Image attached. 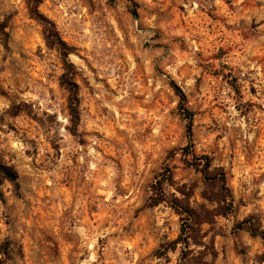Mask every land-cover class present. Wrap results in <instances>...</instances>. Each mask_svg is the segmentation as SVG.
<instances>
[{"label": "rangeland", "instance_id": "374dc122", "mask_svg": "<svg viewBox=\"0 0 264 264\" xmlns=\"http://www.w3.org/2000/svg\"><path fill=\"white\" fill-rule=\"evenodd\" d=\"M135 1L42 0L72 51L74 129L60 53L25 0H0L10 35L0 42V156L21 186L1 188L6 264H180L181 246L167 250L180 217L149 207L158 174L171 170L169 195L217 205L182 153L187 121L174 85L194 113L193 151L224 169L234 201L202 227L216 252L207 261L256 264L264 252L260 237L236 230L249 217L264 230V0Z\"/></svg>", "mask_w": 264, "mask_h": 264}, {"label": "trees", "instance_id": "16d2710c", "mask_svg": "<svg viewBox=\"0 0 264 264\" xmlns=\"http://www.w3.org/2000/svg\"><path fill=\"white\" fill-rule=\"evenodd\" d=\"M135 8L138 6L135 0H128ZM29 15L32 19L37 21L43 28V38L47 47L56 49L64 64L65 73L61 77V86L67 90L68 97V109L71 118V123L74 129L77 128L80 122L79 114V91L76 82L74 81L75 66L70 61L69 55L71 49L67 43L61 38L55 24L50 21L40 11V5L42 0H25ZM134 15H137L136 10L133 11ZM9 22L7 19L2 20L0 18V42L5 46L9 42L8 32ZM177 96L180 98V113L187 121V138L189 145L182 149L184 156H192V165L202 175L203 182L206 186L205 192L202 197L211 203L216 204V208L209 209L205 205H201L198 208H194L190 203L184 199L179 198L176 195H169L165 190L166 184H172L173 174L171 170L166 167L161 173L158 174L155 183L153 184V196L150 199L149 207L155 208L162 204L168 205L173 212L180 217L181 230L177 240L169 243L167 247L168 251L176 250L181 246V260L180 264H212L207 261V257H211L213 260L216 258V252L213 246V240L207 245L204 239L207 237L206 233L202 232L204 225L213 226L215 220L219 216H228L234 211V201L227 185V178L224 169L213 167L212 159L209 156H198L193 151V122L194 113L186 108V96L175 85L173 86ZM1 93V87H0ZM75 132V131H73ZM9 182L13 185L15 191L19 193L20 182L19 173L17 170L8 165L0 156V200H4V195L1 190L3 184ZM236 230L247 231L254 237H260L264 244V230L253 221V217L245 219L243 222L236 226ZM11 242L6 241L0 249V264H6V261L11 258L10 248ZM192 246L197 248H203L202 251H194ZM209 250V251H208ZM197 253L198 259L194 261L195 254ZM194 261V262H192ZM256 264H264V252L258 257Z\"/></svg>", "mask_w": 264, "mask_h": 264}]
</instances>
